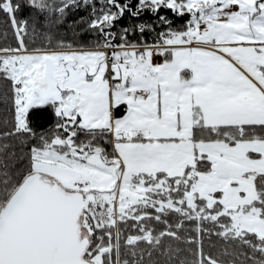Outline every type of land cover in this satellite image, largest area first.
Masks as SVG:
<instances>
[{
  "label": "snow or ice",
  "instance_id": "1",
  "mask_svg": "<svg viewBox=\"0 0 264 264\" xmlns=\"http://www.w3.org/2000/svg\"><path fill=\"white\" fill-rule=\"evenodd\" d=\"M96 2L28 0L48 18L58 14L57 22L69 9L91 8L88 28L102 37L86 51L54 45L34 27L32 42L44 43L29 50L21 5L0 0L18 42L0 48L15 110L14 131L3 137L34 135L30 113L47 107L58 120L51 138L40 136L26 156L0 144V264H129L118 226L128 221L140 233L126 240L132 264H144L145 251L151 260L165 237L196 245L194 258L180 264H225L204 252L201 233L251 250V257L240 253L245 261L231 253L228 264H264V0H138L134 11L102 0L99 15ZM162 8L189 15L185 29L160 16L169 30L157 43H131L128 28L113 43L109 30L126 12ZM157 56L163 62L154 63ZM121 106L126 114L117 117ZM108 135L112 153L100 143ZM171 215L179 217L177 231ZM152 220L167 227L154 234ZM185 221L196 222V239L178 234ZM181 251L162 255L171 260Z\"/></svg>",
  "mask_w": 264,
  "mask_h": 264
},
{
  "label": "trees",
  "instance_id": "2",
  "mask_svg": "<svg viewBox=\"0 0 264 264\" xmlns=\"http://www.w3.org/2000/svg\"><path fill=\"white\" fill-rule=\"evenodd\" d=\"M120 4L128 3L130 10H135V7L138 3V0H118ZM14 3H19L21 5V11L17 13V19L27 20V28L29 35L25 37V43L27 44L29 50L34 47L43 46V41L41 39H36L35 43L32 42V31L35 27L37 33H48L53 38V44L55 45L56 41L62 40L65 44L73 45L75 48L79 49L80 46H84V50H95L93 45L97 40H102V37L99 36L97 32L88 28V24L94 19L92 15L91 8L80 7L79 9L72 8L67 11V14L63 22H57L58 14H53L48 18L47 13H40L34 8L28 6V0H14ZM102 5V0H97L96 2V14L99 15V8ZM116 11V9H113ZM165 16L169 21H171V27L174 30H184L185 26L190 19L189 15H184L183 17L177 16L171 10L161 9L157 14H153L151 11H144L138 17H133L131 12H126L123 17L115 22V26L109 31L115 34V39L113 43L120 42V35L123 32V29H130L127 33V38L131 43H139L141 45L147 44L152 45L157 43L159 40L158 34L161 32H167L169 30L168 26L160 22L159 17ZM7 18L3 13H0V48L2 47H17L18 42L11 25L6 22ZM138 24H147L151 27L152 30L146 31L143 34L140 33L138 29L132 30L134 25ZM59 51L60 49H56ZM66 50V49H65ZM126 114V109L124 106H121L120 109L116 112L117 117H122ZM15 110L13 106V91L11 83L5 80L0 76V144L7 143L10 145L8 149L9 152H15L17 156L27 155L29 149L34 145L39 143L40 136H51L56 131V124L58 122L57 118L54 115V109L47 107L43 110L40 115H32L30 113V126L33 129L34 135H12L8 137H3L5 132H13L15 125ZM81 138H83L81 136ZM112 140L111 135H108L101 140L100 143L106 148L107 152L112 153L113 148L110 143ZM105 141H109L105 143ZM19 166V165H18ZM153 215L154 210L149 209ZM168 223L171 224L172 230L177 231L175 224L178 222L179 217L171 215L167 217ZM223 219V218H222ZM134 221H128L127 225L120 224L118 225L121 228V259H128L129 264H132L133 257L126 251V240L129 235H138L140 234L137 228H134L132 225ZM194 221H185L183 229L178 231V234L182 238H197V232L195 231ZM149 226L154 229V234H158L160 231L164 230L167 226L165 224L157 223L152 220L148 222ZM204 228H211L212 225L208 222H205L203 225ZM218 231V229H216ZM96 235H103L102 231L97 230ZM200 239L203 242V250L206 254L212 256L213 258L220 257L225 260V264H228V261L233 259L231 253H235L238 257V261H245V255L247 257L252 256V252L248 249L247 246H238L235 242L229 241L225 242L216 235L209 237L206 233L200 234ZM96 242H99L98 240ZM104 242L107 244L108 237L104 236ZM113 243H115V231H113ZM131 247V246H128ZM169 247L175 249L179 248L182 251L178 256L169 260L167 256L162 255ZM140 249L147 250L148 246L141 242L139 244ZM189 249L195 251V244H185L183 240L176 241L174 239L165 237L163 239L162 245L159 251H154L149 260L147 256V251L144 255V264H180V260L187 258L189 261L194 257L191 255ZM227 250L230 255L221 256ZM256 258L259 259V254H256ZM113 259L115 260V251L113 253ZM135 259H139L137 256ZM246 264H251V260H247Z\"/></svg>",
  "mask_w": 264,
  "mask_h": 264
},
{
  "label": "crops",
  "instance_id": "3",
  "mask_svg": "<svg viewBox=\"0 0 264 264\" xmlns=\"http://www.w3.org/2000/svg\"><path fill=\"white\" fill-rule=\"evenodd\" d=\"M154 59L156 60L157 63H161L163 57H159V56H157V57H154ZM108 75H109V77H110V76H111V73H109Z\"/></svg>",
  "mask_w": 264,
  "mask_h": 264
},
{
  "label": "rangeland",
  "instance_id": "4",
  "mask_svg": "<svg viewBox=\"0 0 264 264\" xmlns=\"http://www.w3.org/2000/svg\"><path fill=\"white\" fill-rule=\"evenodd\" d=\"M233 10L235 11L236 9L234 8ZM163 59H162V62H163ZM154 63H157L155 59H154ZM111 138H112V136H111ZM252 155H253L254 158H258V155L257 154H252Z\"/></svg>",
  "mask_w": 264,
  "mask_h": 264
},
{
  "label": "built area",
  "instance_id": "5",
  "mask_svg": "<svg viewBox=\"0 0 264 264\" xmlns=\"http://www.w3.org/2000/svg\"><path fill=\"white\" fill-rule=\"evenodd\" d=\"M110 51V50H109ZM99 231H101V230H99ZM114 231V230H113Z\"/></svg>",
  "mask_w": 264,
  "mask_h": 264
}]
</instances>
